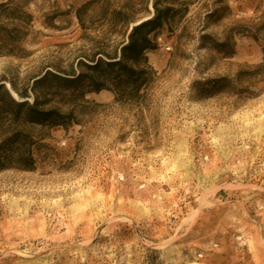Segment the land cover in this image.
<instances>
[{"label":"rangeland","instance_id":"374dc122","mask_svg":"<svg viewBox=\"0 0 264 264\" xmlns=\"http://www.w3.org/2000/svg\"><path fill=\"white\" fill-rule=\"evenodd\" d=\"M154 1L182 17L147 53L159 78L146 105L88 92L80 123L35 146L33 171L0 172V264H264V0H0L31 15L0 9L25 32L0 80L23 88L113 54Z\"/></svg>","mask_w":264,"mask_h":264},{"label":"trees","instance_id":"16d2710c","mask_svg":"<svg viewBox=\"0 0 264 264\" xmlns=\"http://www.w3.org/2000/svg\"><path fill=\"white\" fill-rule=\"evenodd\" d=\"M7 5L0 3V9L8 12L11 19L22 21L19 14L31 18L20 8ZM153 10L152 16L131 25L126 41L113 54L97 48L77 60V69L44 68L31 77V84L27 83L23 88H18L13 82L6 87L5 79L0 80V172L8 169L33 171L36 168L35 146L46 137L49 129H67L80 123L78 115L86 107L88 100L85 95L88 92L109 90L117 102L140 107L146 105L148 94L159 78L148 61L147 53L157 46L156 31L164 25L172 29L176 17H182L181 9L169 6L160 9L156 1ZM24 34L17 24L10 27L0 25V55H15ZM182 36L183 30L178 37ZM200 38L202 43L209 38L219 52L233 53L228 40L217 42L208 34H201ZM229 81L227 77L207 78L197 84L201 95L211 97ZM29 91L33 94L31 101ZM39 91L42 96L37 94ZM52 102L67 109L60 106L44 108Z\"/></svg>","mask_w":264,"mask_h":264},{"label":"bare ground","instance_id":"6f19581e","mask_svg":"<svg viewBox=\"0 0 264 264\" xmlns=\"http://www.w3.org/2000/svg\"><path fill=\"white\" fill-rule=\"evenodd\" d=\"M13 96L17 99V95L12 91Z\"/></svg>","mask_w":264,"mask_h":264}]
</instances>
